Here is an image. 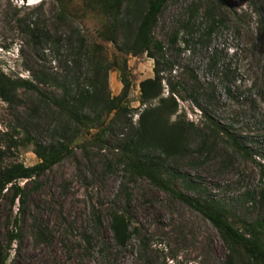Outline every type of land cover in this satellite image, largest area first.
<instances>
[{
    "label": "rangeland",
    "instance_id": "374dc122",
    "mask_svg": "<svg viewBox=\"0 0 264 264\" xmlns=\"http://www.w3.org/2000/svg\"><path fill=\"white\" fill-rule=\"evenodd\" d=\"M60 5L0 0V74L37 86L19 88L13 103L0 98L3 164L40 161L28 137L69 150L41 176L19 181V199L12 202L9 192L0 198L7 264H224L228 249L208 219L127 171L122 139L144 107L139 83L154 76V59L117 49L122 32L114 44L101 38L113 24L110 16L72 0L62 19ZM121 10V19L132 18L125 3ZM153 34L163 45L164 96L172 87L179 113L194 125L181 154L160 156L165 173L200 184L190 191L173 180L191 197L222 202L241 231L264 223V0H169ZM79 36L89 47L102 45L110 63L126 60V115L80 127L58 103L88 87L90 66L86 51L76 47ZM108 87L112 96L123 87L114 65ZM117 211L135 229L123 247L110 228ZM239 263L253 264L247 257Z\"/></svg>",
    "mask_w": 264,
    "mask_h": 264
},
{
    "label": "trees",
    "instance_id": "16d2710c",
    "mask_svg": "<svg viewBox=\"0 0 264 264\" xmlns=\"http://www.w3.org/2000/svg\"><path fill=\"white\" fill-rule=\"evenodd\" d=\"M61 18H67L69 5L72 0H59ZM84 5L98 10L104 16H110L112 23L101 31V38L117 43V34L122 32L123 43L119 48L131 55L146 54L154 59V76L139 83L140 102L142 110H139L137 123L123 136V153L126 157L127 171L138 177L148 178L155 186L186 203L188 206L200 212L208 219L219 232L225 243L228 253L224 264H240L241 257L250 258L253 264H264V223L250 225L246 232L234 227L227 219L225 205L217 200L191 197L177 190L173 180L180 178L184 188L197 190L200 184L188 180L187 176L178 172L166 174L163 168L161 155L171 157L181 154L188 139L194 131L192 122L185 121L179 113L178 103L172 87L167 85L168 95L164 96V77L159 57L163 53V45L158 41L153 30L156 26L159 14L169 0H82ZM125 3V11L128 17L121 19L122 4ZM126 14V15H127ZM118 46V45H117ZM76 47L80 51L84 49L89 62L88 87L77 91L75 97L70 100L62 99L58 103L66 112L71 121L77 126L89 127L98 123L102 118L113 114V119L119 115H126L128 106L124 99L130 89V80L127 74L126 60L121 63L115 59L108 61L107 53L102 45L94 44L89 47L85 38L79 36L76 39ZM114 65L120 72L122 90L120 94L112 96L108 87L109 68ZM170 68V66H169ZM36 90L37 86L27 79H11L0 74V98L7 103H13L19 88ZM67 90L64 88V93ZM67 95V93H66ZM88 112V114H87ZM102 131L97 138L102 137ZM33 143V152L40 160L32 166L22 162L3 164L6 151L2 146V133L0 131V198L5 192L11 193L12 202L20 198L22 187L19 181L26 182L41 176L53 165L58 163L68 152L67 145L58 147L46 146L39 142ZM159 153V156L156 154ZM110 228L113 240L117 246L123 247L132 235L131 222L122 212L111 214ZM11 237L10 241L15 239ZM7 253L0 242V264H7ZM247 264V263H244Z\"/></svg>",
    "mask_w": 264,
    "mask_h": 264
}]
</instances>
